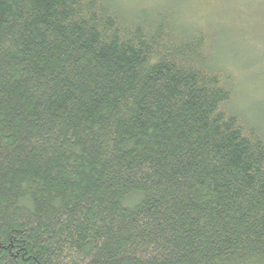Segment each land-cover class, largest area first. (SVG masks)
<instances>
[{"label": "trees", "instance_id": "obj_1", "mask_svg": "<svg viewBox=\"0 0 264 264\" xmlns=\"http://www.w3.org/2000/svg\"><path fill=\"white\" fill-rule=\"evenodd\" d=\"M178 8L0 0V264H264V132Z\"/></svg>", "mask_w": 264, "mask_h": 264}, {"label": "rangeland", "instance_id": "obj_2", "mask_svg": "<svg viewBox=\"0 0 264 264\" xmlns=\"http://www.w3.org/2000/svg\"><path fill=\"white\" fill-rule=\"evenodd\" d=\"M115 1L129 12L156 5L179 6L187 24L215 29L218 41L213 57L231 76L234 106L248 123L264 132V0Z\"/></svg>", "mask_w": 264, "mask_h": 264}]
</instances>
